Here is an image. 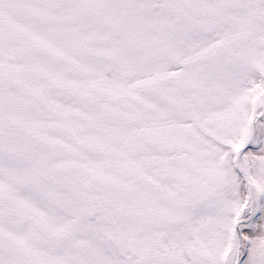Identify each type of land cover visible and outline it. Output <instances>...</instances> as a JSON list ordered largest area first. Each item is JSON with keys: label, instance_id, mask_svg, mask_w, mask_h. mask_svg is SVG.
<instances>
[{"label": "snow or ice", "instance_id": "6c2138e0", "mask_svg": "<svg viewBox=\"0 0 264 264\" xmlns=\"http://www.w3.org/2000/svg\"><path fill=\"white\" fill-rule=\"evenodd\" d=\"M0 264H264V0H0Z\"/></svg>", "mask_w": 264, "mask_h": 264}]
</instances>
